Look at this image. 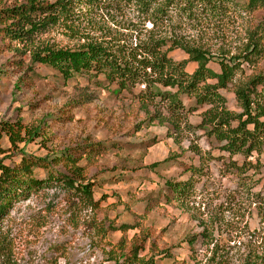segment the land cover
Returning <instances> with one entry per match:
<instances>
[{
    "label": "rangeland",
    "instance_id": "rangeland-1",
    "mask_svg": "<svg viewBox=\"0 0 264 264\" xmlns=\"http://www.w3.org/2000/svg\"><path fill=\"white\" fill-rule=\"evenodd\" d=\"M240 3L245 6L246 0ZM244 14V21L222 28L193 30L173 23L165 34L204 47L214 58L233 56L246 42L245 26L264 22V9ZM117 20L126 29L108 19L106 24L124 35L133 32L132 24L142 31L133 17ZM43 41L57 48L77 44L60 30ZM8 47V40L0 41V123L19 120L26 129L39 127L40 136L24 148L38 157L92 147L93 155L81 165L94 183L99 206L91 211L59 186H44L15 203L0 222V264H111L106 261L111 248L123 240L128 250L133 238L145 239L140 256H153L156 264H209L215 251L224 264H245L255 255L264 264V205L253 203L255 195L264 194V151L258 161L255 153L248 159L252 167L247 173L237 175L235 166L242 165L243 157L230 158L220 149L222 143L197 128L204 107L192 112L186 125L173 123L162 107L143 106L114 86L106 87L102 78L75 75L65 81ZM169 57L186 62L188 73L196 69L180 50ZM209 67L219 70L214 63ZM259 71L264 72V57L254 69L244 66L245 75ZM219 93L230 111L241 112L230 86ZM181 100L186 109L194 108L193 100ZM0 147H10L4 135ZM11 154L5 153L8 165L19 161ZM36 177L45 179L44 171L38 169ZM189 179L194 193L188 202L175 200L164 185ZM122 224L136 228L121 233L116 229Z\"/></svg>",
    "mask_w": 264,
    "mask_h": 264
},
{
    "label": "trees",
    "instance_id": "trees-1",
    "mask_svg": "<svg viewBox=\"0 0 264 264\" xmlns=\"http://www.w3.org/2000/svg\"><path fill=\"white\" fill-rule=\"evenodd\" d=\"M260 9H264V0H246L245 6L240 0H0V41L8 40V48L27 55L30 65L50 67L65 81L75 75L94 81L102 78L106 87L114 86L118 93L125 92L143 106L162 107L173 123L186 125L188 116L204 107L197 128L207 138L222 143L220 149L230 158L242 156V165L234 166L237 175H244L252 167L248 159L255 153L258 161L264 151V72L244 74V66L254 69L264 57V22L245 26L246 42L237 54L221 53L216 58L208 49L165 32L173 23L193 30L227 27L236 19L244 21V12ZM129 16L139 22L142 31L132 24L134 29L128 36L106 24L108 19L126 29L117 19ZM146 24L151 28H145ZM58 30L77 44L57 48L44 43L45 35ZM143 30L146 34L141 37ZM96 32L99 36L93 35ZM134 32L136 36H132ZM174 50L184 52L187 62L196 64L192 73L185 70L186 62H175L169 57ZM211 63L217 65L218 72L209 67ZM229 86L240 113L230 111L219 93ZM182 97L193 100L194 108L186 109ZM3 135L10 147H0V222L15 203L27 200L44 186H59L68 195L80 198L85 208H98L94 183L81 165L87 155H93L92 147L78 152L64 149L60 154L38 157L26 153L24 148L40 136L39 127L26 129L19 120L12 124L1 122L0 139ZM6 151H11L13 157L17 155L19 161L6 164ZM156 166L154 163L151 168ZM38 169L44 171L45 179L36 177ZM164 185L180 203L188 202L194 193L191 179L183 184L165 181ZM254 200L253 203L264 205V194L255 195ZM135 228L122 224L116 230L126 233ZM109 230L116 231L112 226ZM144 243L145 239L133 238L125 250L121 240L111 248L106 261L156 264L153 256H140ZM216 253L209 264H224ZM256 258L253 256L245 264H262Z\"/></svg>",
    "mask_w": 264,
    "mask_h": 264
}]
</instances>
